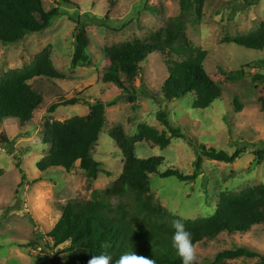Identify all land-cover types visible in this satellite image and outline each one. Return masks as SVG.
I'll return each mask as SVG.
<instances>
[{
	"label": "rangeland",
	"instance_id": "obj_1",
	"mask_svg": "<svg viewBox=\"0 0 264 264\" xmlns=\"http://www.w3.org/2000/svg\"><path fill=\"white\" fill-rule=\"evenodd\" d=\"M43 5L46 11L60 10L50 28L31 33L15 44L0 42V80L11 70L31 65L49 46L54 65L66 76L65 80L37 78L30 82L44 98L31 122L0 120V264H52L54 254L63 246L53 248L48 234L60 220L63 206L70 201H91L96 192L103 196L123 173V156L114 140L116 128L121 126L128 136L136 134L141 124L167 131L157 120L158 112H165L171 124L195 143L173 139L165 149L139 143L138 158H164L159 173L178 169L193 174L201 145L245 153L233 164L204 158L195 182L150 175L156 204L173 215L197 220L215 213L221 193H240L264 184V84L252 80V75L260 72L256 62L264 59V50L226 43L227 38L247 35L264 23V0H207L200 23L191 13L183 17L189 40L208 52L207 73L223 90V100L203 110L192 107V95L173 102L163 97L162 87L169 73L160 53H153L142 63L135 103L124 99L115 85L98 80L99 71L113 62L107 49L159 31L171 18L181 15V0H43ZM79 24L89 37L90 61L75 66L72 58ZM73 99L78 100L75 105H65ZM98 100L108 103L106 125L94 150L103 170L99 178L91 180L81 169L40 171L37 165L51 149L50 138L44 135L45 123L86 116L89 105ZM55 104L62 106L50 112ZM258 152H262L261 159ZM236 248H247L264 257V225L248 234L225 233L198 243L199 264H214L219 253ZM67 256L60 255L63 259ZM225 262L261 264L259 258Z\"/></svg>",
	"mask_w": 264,
	"mask_h": 264
},
{
	"label": "trees",
	"instance_id": "obj_2",
	"mask_svg": "<svg viewBox=\"0 0 264 264\" xmlns=\"http://www.w3.org/2000/svg\"><path fill=\"white\" fill-rule=\"evenodd\" d=\"M206 1L181 0V15L171 18L159 31L145 39H136L107 49L106 54L113 57V62L99 71V83L115 85L121 90L124 99L135 103L138 94L136 81L142 71V63L153 53H160L165 57L169 73L162 87L163 97L168 102L192 95L195 98L192 107L203 110L223 100L222 88L205 69L208 52L194 47L188 38L187 24L183 19L191 13L196 18L195 22L200 23L204 18ZM59 16V8L46 11L43 0H0V42H21L31 33H40L50 28L53 20ZM75 39L72 65L88 63L89 37L80 24ZM226 43L263 51L264 23L247 35L227 38ZM50 47L37 55L31 65L11 70L0 80V120L11 118L22 124L31 122L44 98L33 89L30 82L37 78L66 79L54 65ZM256 69L260 72L253 74L252 80L264 84V74L261 73L264 59L256 62ZM77 101L73 99L65 105H75ZM235 105L240 104L235 101ZM60 106L62 104H55L49 111L55 112ZM107 106L108 103L98 100L89 105L90 112L86 116H77L64 122L47 121L44 135L50 138L51 149L38 163V169L42 172L50 168H62L67 172L81 169L87 178L97 180L103 170L94 158V150L106 125ZM261 110L264 113V99ZM157 120L167 131L161 132L141 124L136 134L128 136L121 126L116 128L114 140L123 156V173L103 196L96 192L91 201H70L63 206L60 220L48 234L53 248L63 246L54 254L52 264H87L92 255L110 254L115 259L125 251H135L153 258L156 264H181L172 246L174 230L171 227V222L180 217L155 203L151 196L149 176L159 174L162 178L177 177L184 183L195 182L202 172L204 158L233 164L245 151L236 149L230 153L225 149L201 145L198 147L201 156L195 163L193 174H184L178 169L159 173L164 158H138L136 153L139 143H153L162 149L169 147L173 139L195 143L182 129L171 124L165 112H158ZM257 154L260 159L263 157L262 152ZM114 199L119 202L114 204ZM184 222L196 245L225 233L248 234L254 227L264 225V184L240 193H221L212 216L197 220L184 219ZM61 253H67V259L61 258ZM240 258H259L261 264H264L263 256L247 248L221 252L214 264H227L225 260Z\"/></svg>",
	"mask_w": 264,
	"mask_h": 264
},
{
	"label": "clouds",
	"instance_id": "obj_3",
	"mask_svg": "<svg viewBox=\"0 0 264 264\" xmlns=\"http://www.w3.org/2000/svg\"><path fill=\"white\" fill-rule=\"evenodd\" d=\"M173 228L172 246L175 248L181 264H199L197 245L193 242L192 233L186 228L184 218L171 222ZM87 264H156L153 258L137 254L135 251H125L118 258L110 254L92 255Z\"/></svg>",
	"mask_w": 264,
	"mask_h": 264
}]
</instances>
